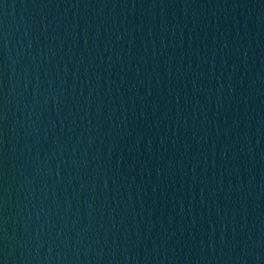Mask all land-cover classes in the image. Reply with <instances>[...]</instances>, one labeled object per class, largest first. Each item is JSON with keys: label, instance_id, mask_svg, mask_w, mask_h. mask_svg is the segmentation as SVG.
Returning a JSON list of instances; mask_svg holds the SVG:
<instances>
[{"label": "water", "instance_id": "obj_1", "mask_svg": "<svg viewBox=\"0 0 264 264\" xmlns=\"http://www.w3.org/2000/svg\"><path fill=\"white\" fill-rule=\"evenodd\" d=\"M0 264H264V0H0Z\"/></svg>", "mask_w": 264, "mask_h": 264}]
</instances>
